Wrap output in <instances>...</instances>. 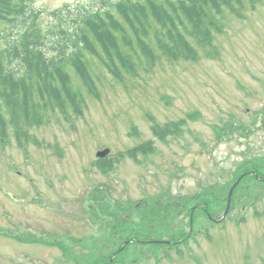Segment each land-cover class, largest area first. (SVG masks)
<instances>
[{
  "label": "rangeland",
  "instance_id": "rangeland-1",
  "mask_svg": "<svg viewBox=\"0 0 264 264\" xmlns=\"http://www.w3.org/2000/svg\"><path fill=\"white\" fill-rule=\"evenodd\" d=\"M102 4L31 8L52 39L55 10L70 24L77 10ZM234 5L196 61L162 57L116 79L85 54L92 84L67 67L76 100L65 112L47 109L17 136L9 131L0 142V264H105L115 252L113 264H264L263 182L235 186L222 224L192 209L213 205L219 219L242 172L264 177V0ZM6 30L11 42L17 30ZM151 45L159 55L153 36ZM229 123L256 129L247 142ZM102 148L110 153L99 160ZM130 238L146 241L124 248Z\"/></svg>",
  "mask_w": 264,
  "mask_h": 264
},
{
  "label": "trees",
  "instance_id": "trees-1",
  "mask_svg": "<svg viewBox=\"0 0 264 264\" xmlns=\"http://www.w3.org/2000/svg\"><path fill=\"white\" fill-rule=\"evenodd\" d=\"M34 2L0 0V27L7 26L0 28V142L11 129L17 136L23 125L38 122L47 109L65 112V102L76 100L67 67L92 84L85 54L98 58L116 79L162 57L196 61L198 50L211 47L220 31L222 12L234 11L242 0H99L103 6L77 10L70 24L55 10L52 39L38 23ZM7 28L17 30L11 42Z\"/></svg>",
  "mask_w": 264,
  "mask_h": 264
},
{
  "label": "flooded vegetation",
  "instance_id": "flooded-vegetation-1",
  "mask_svg": "<svg viewBox=\"0 0 264 264\" xmlns=\"http://www.w3.org/2000/svg\"><path fill=\"white\" fill-rule=\"evenodd\" d=\"M260 115L262 116L260 119V129L263 130V132H264V109L262 110ZM235 129H237V128H232L230 130H235ZM239 129H242V132H243L242 135L244 136L243 138L245 139V141L248 142L250 140L251 136L254 134L256 128L250 127L249 129L244 130V128L239 127ZM227 131L229 132V130L227 129V123L224 122L221 126V132H222L221 139H224V140L227 139V137H228V134L226 136V133H228ZM246 132H247V134H245ZM234 135H236V137H235L236 139L239 138L238 134H234ZM263 162H264V160L262 159V163ZM262 174H263V172H261L260 170L257 171V169L255 170V169L251 168L249 170H245L244 172H242L241 175L239 176V178H240V180H243L244 178H252V179H256L257 181L264 183V177L261 176Z\"/></svg>",
  "mask_w": 264,
  "mask_h": 264
},
{
  "label": "water",
  "instance_id": "water-1",
  "mask_svg": "<svg viewBox=\"0 0 264 264\" xmlns=\"http://www.w3.org/2000/svg\"><path fill=\"white\" fill-rule=\"evenodd\" d=\"M108 153V150L100 151L97 153L98 157H104Z\"/></svg>",
  "mask_w": 264,
  "mask_h": 264
}]
</instances>
